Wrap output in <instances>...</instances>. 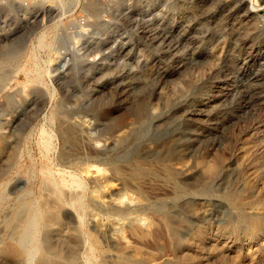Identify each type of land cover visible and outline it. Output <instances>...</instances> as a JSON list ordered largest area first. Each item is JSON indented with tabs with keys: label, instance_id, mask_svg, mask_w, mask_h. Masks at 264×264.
Wrapping results in <instances>:
<instances>
[{
	"label": "rangeland",
	"instance_id": "rangeland-1",
	"mask_svg": "<svg viewBox=\"0 0 264 264\" xmlns=\"http://www.w3.org/2000/svg\"><path fill=\"white\" fill-rule=\"evenodd\" d=\"M228 193L264 197V0H0V264H264Z\"/></svg>",
	"mask_w": 264,
	"mask_h": 264
},
{
	"label": "bare ground",
	"instance_id": "bare-ground-1",
	"mask_svg": "<svg viewBox=\"0 0 264 264\" xmlns=\"http://www.w3.org/2000/svg\"><path fill=\"white\" fill-rule=\"evenodd\" d=\"M134 110V109H133ZM147 109H145V107H141L140 108V111L141 113L143 112H146ZM138 112V111H137ZM136 112V113H137ZM133 119V118H132ZM127 122V121H125ZM121 123V122H120ZM123 123V121H122ZM121 123V124H122ZM120 124V125H121ZM162 135H165L164 133H161L160 136ZM144 138V137H143ZM140 139V138H139ZM142 139V138H141ZM175 140V139H174ZM160 141V140H159ZM173 140H171L172 142ZM140 142V141H139ZM170 142V143H171ZM175 142V141H174ZM168 143V144H170ZM157 145V144H156ZM174 145V144H172ZM177 146V145H176ZM175 147V146H174ZM168 148V147H167ZM178 148V147H177ZM168 153V151H167ZM166 153V155H167ZM176 154V153H175ZM201 169L206 177L207 180H212L213 178H215L218 173H219V168L220 166L218 164H211V163H201ZM133 171V170H132ZM145 171V169L142 167V166H137L135 167V170L133 171L134 173L133 174H136L137 176L140 175V174H143V172ZM152 172V171H151ZM242 180V179H241ZM210 182V181H209ZM98 184V183H97ZM244 184V183H243ZM246 184V182H245ZM99 185V184H98ZM103 185V184H102ZM176 186V185H175ZM245 186V192H248L251 190V185L249 183H247ZM147 189V188H146ZM173 191H174V194L176 195H179L180 194V190L177 188V187H174L173 188ZM233 192V191H232ZM172 193V192H171ZM251 193V192H250ZM257 193V192H256ZM182 194V192H181ZM246 195V194H245ZM252 195V194H251ZM263 195V193H262ZM226 198L227 200L231 203V205L233 206V208L241 215V217L244 219V215L246 212L250 211L251 210H255L256 212H258V216L259 218L258 219H253L251 220V225L258 231L261 229L262 227V223L264 222V197H260L258 200L256 201H253V202H250V203H246L245 200L242 198V196H238L237 194L235 193H228L226 195ZM258 198V197H257ZM251 200V199H250ZM158 211V210H157ZM236 213V212H235ZM257 216V217H258ZM256 216L252 217V218H257ZM245 221V220H244ZM263 221V222H262ZM162 223L163 225L167 228L168 232L173 235V236H176V237H179V229L174 227V225L171 224L170 222V219L166 216V215H163L162 216ZM148 225V224H147ZM150 231V230H149ZM174 238V237H173ZM179 243V242H178ZM168 244V243H167ZM182 244V242H181ZM180 244V245H181ZM161 246V245H160ZM171 246V245H170ZM169 247V246H168ZM180 247V246H179ZM166 248V247H165ZM157 249V248H156ZM162 255V254H161ZM164 257V256H162ZM153 259V258H152ZM157 259V258H156ZM192 259V258H191ZM164 259L161 258L160 256V259L159 261L157 260V262L155 264H170V263H166L165 260L163 261ZM156 261V260H155ZM154 261V262H155ZM183 262V261H182ZM179 264H182L180 263V261L178 262ZM189 263V262H188ZM119 264H140L139 262H135V261H132L128 258H125L123 257L121 260H120V263ZM186 264V263H185Z\"/></svg>",
	"mask_w": 264,
	"mask_h": 264
}]
</instances>
